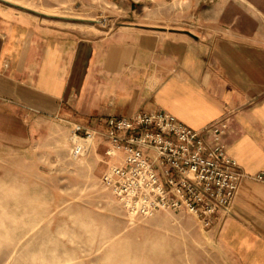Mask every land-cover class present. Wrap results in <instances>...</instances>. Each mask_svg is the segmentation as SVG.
Returning <instances> with one entry per match:
<instances>
[{"label": "crops", "instance_id": "1", "mask_svg": "<svg viewBox=\"0 0 264 264\" xmlns=\"http://www.w3.org/2000/svg\"><path fill=\"white\" fill-rule=\"evenodd\" d=\"M103 1L107 26L53 1L0 0V146L29 145L44 116L164 108L195 128L226 118L227 151L247 173L264 169V0ZM210 227L235 264H264V180L243 178Z\"/></svg>", "mask_w": 264, "mask_h": 264}, {"label": "rangeland", "instance_id": "2", "mask_svg": "<svg viewBox=\"0 0 264 264\" xmlns=\"http://www.w3.org/2000/svg\"><path fill=\"white\" fill-rule=\"evenodd\" d=\"M48 1L53 12L110 23L111 5L103 0H82V7L76 0L29 4ZM150 12L172 15L171 9ZM102 16L108 22H100ZM76 123L99 130L77 157L70 138ZM34 127L29 145L0 146V264H235L211 227L190 211L128 213L102 182L118 158L107 152V120L44 116Z\"/></svg>", "mask_w": 264, "mask_h": 264}, {"label": "built area", "instance_id": "3", "mask_svg": "<svg viewBox=\"0 0 264 264\" xmlns=\"http://www.w3.org/2000/svg\"><path fill=\"white\" fill-rule=\"evenodd\" d=\"M99 21L106 23L108 17ZM228 127L223 118L195 128L164 108L112 115L105 132L112 142L107 152L118 158L104 171L102 182L133 217L161 209L187 210L211 226L230 214L243 178L264 180V169L247 173L227 151L221 134ZM98 132L76 123L71 154H84L86 141ZM55 158L52 164L57 166L60 160Z\"/></svg>", "mask_w": 264, "mask_h": 264}]
</instances>
